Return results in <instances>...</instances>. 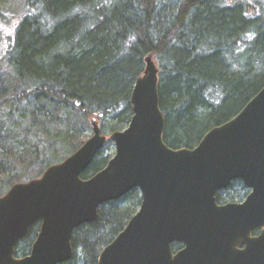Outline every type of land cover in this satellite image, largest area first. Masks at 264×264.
<instances>
[{
    "label": "trees",
    "instance_id": "1",
    "mask_svg": "<svg viewBox=\"0 0 264 264\" xmlns=\"http://www.w3.org/2000/svg\"><path fill=\"white\" fill-rule=\"evenodd\" d=\"M263 2V4H262ZM264 0H0V196L40 176L90 136L124 129L131 94L153 55L164 140L194 148L264 86ZM108 140L84 179L113 154ZM138 188L104 203L73 233L61 264H99L103 248L138 211ZM33 226L16 249L25 255Z\"/></svg>",
    "mask_w": 264,
    "mask_h": 264
},
{
    "label": "water",
    "instance_id": "2",
    "mask_svg": "<svg viewBox=\"0 0 264 264\" xmlns=\"http://www.w3.org/2000/svg\"><path fill=\"white\" fill-rule=\"evenodd\" d=\"M136 79L133 115L109 136L93 119L91 136L41 176L0 196V264H61L75 255V229L98 219L101 205L139 188L142 203L106 245L99 264H264V231L245 233L242 250L230 232L241 222L264 225V86L232 119L210 129L194 148L164 140L159 66L153 55ZM110 139L115 154L89 178L86 171ZM239 178L252 189L242 205L218 206V189ZM37 223L30 251L18 245ZM185 247L173 251L172 243Z\"/></svg>",
    "mask_w": 264,
    "mask_h": 264
},
{
    "label": "flooded vegetation",
    "instance_id": "3",
    "mask_svg": "<svg viewBox=\"0 0 264 264\" xmlns=\"http://www.w3.org/2000/svg\"><path fill=\"white\" fill-rule=\"evenodd\" d=\"M252 189L245 185V183L239 179H233L230 183L217 190L215 195L216 204L218 206L227 205H242L244 204ZM264 231V225H257L253 227L252 222H241L237 226H233L229 233L234 243L227 245L226 247H235L236 249H244L246 244L242 242L246 232L250 234L251 238L258 237ZM185 247V243L175 241L172 243L174 252H177Z\"/></svg>",
    "mask_w": 264,
    "mask_h": 264
},
{
    "label": "rangeland",
    "instance_id": "4",
    "mask_svg": "<svg viewBox=\"0 0 264 264\" xmlns=\"http://www.w3.org/2000/svg\"><path fill=\"white\" fill-rule=\"evenodd\" d=\"M6 2H7V7H9V8H11V9H13V10H19L20 9V7L23 5V2H24V0H5ZM262 4H263V2H262ZM263 6V5H262ZM264 7V6H263ZM107 136H109L110 135V133H108V132H106V131H103ZM90 136H91V134H92V132H89L88 133ZM89 136V137H90ZM88 137V138H89ZM87 138V139H88ZM110 152L112 153V154H115V146H114V144H113V148H112V150H110ZM39 228V227H38ZM32 246V245H31Z\"/></svg>",
    "mask_w": 264,
    "mask_h": 264
}]
</instances>
